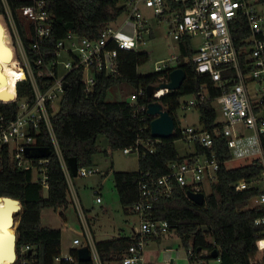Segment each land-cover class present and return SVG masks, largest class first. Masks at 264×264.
<instances>
[{
  "label": "built area",
  "instance_id": "built-area-1",
  "mask_svg": "<svg viewBox=\"0 0 264 264\" xmlns=\"http://www.w3.org/2000/svg\"><path fill=\"white\" fill-rule=\"evenodd\" d=\"M2 1L12 31L14 67L24 74V79H19L17 83L28 81L33 99L18 100L15 91L12 101L18 103L15 118L7 120L4 115H0V160L6 154L19 169L32 171L33 179L47 189L49 157L38 159L26 155L27 148L41 147L39 140L45 131L61 161L74 205L78 204L79 195L74 189L70 168L62 156L52 118L60 109L67 90L64 89V83H68L67 78L71 73L80 72L86 91L90 92L97 83L98 74H119L121 51L138 52L143 35L152 33L147 19L142 16L141 4L152 12L157 22L167 24V33L176 42L178 51L172 60H179L182 42H189L194 55L187 57L185 62H191L196 74L211 82L209 89L201 86L197 95L191 94L189 100L180 101L179 110H198L201 105L209 102L213 107L214 104L219 105L223 117L222 120L218 119L214 107L217 115L212 128L203 124L201 116L200 128L182 127L178 119L174 133L180 131V139L193 151L187 154L188 157L183 162H170L166 174L141 182L140 197L129 208L130 214L137 218L138 225L133 227L129 245L120 258L109 263L102 260L95 234L81 206L78 208L82 233L73 239L74 247H87L94 264H156L146 259V244L169 238L175 231H171L167 221L153 219L155 202L169 197L174 185L186 188V192H203L206 197V185L211 187L217 180L221 165L234 159L257 158L262 162L263 169L259 179L250 182L241 180L235 184V189L259 190L251 199L250 206L261 213L255 223L264 225V0H126L123 3V14L126 15V23L131 24L132 38H123L121 33L124 26L115 27L114 21L103 28L98 37L69 33L54 45L47 41L53 15L45 8V0H28L27 4L18 6L15 10L7 0ZM245 28L246 33H242ZM234 31H237L238 38L234 36ZM197 40L198 47L194 45ZM64 56L66 59H62ZM167 68V64L164 68L158 65L156 72ZM168 81L169 79H163L160 83ZM250 88H254L253 94ZM160 91H164L163 94ZM168 93V89H161L154 93L153 99L160 100ZM144 94L142 87L137 89L130 102L137 104ZM57 102L58 110L55 108ZM142 108L146 109L147 106ZM138 110L137 108L136 111ZM219 135L225 137L231 154L230 160H220L214 151L215 139ZM141 145L147 147L139 140L122 151L124 154L140 155ZM197 146L211 151L198 153ZM147 149L154 151L152 147ZM95 173L97 169L83 167L78 168L77 176L87 177ZM260 182L263 186L258 184ZM95 194L96 202H101L99 191L96 190ZM178 238L180 239L179 235ZM255 245V251L248 256L247 264H264V231L258 235ZM28 250L30 247L26 246L22 248V253ZM168 250L174 252L173 246H169ZM193 255L191 249L186 250L188 264L211 262L206 259L212 255L209 250L199 251L198 257L190 263ZM216 259L221 264V260ZM62 260L73 264L81 262L78 257L74 259L69 253L67 256L57 257L54 264H60ZM173 262L172 258L162 264H174Z\"/></svg>",
  "mask_w": 264,
  "mask_h": 264
},
{
  "label": "trees",
  "instance_id": "trees-1",
  "mask_svg": "<svg viewBox=\"0 0 264 264\" xmlns=\"http://www.w3.org/2000/svg\"><path fill=\"white\" fill-rule=\"evenodd\" d=\"M124 1L126 0H45V8L53 15L47 41L54 45L69 33L98 37L103 28L125 12ZM7 2L15 10L29 1ZM0 22L5 27L6 35H10L13 40L2 0ZM244 32L246 33V28L242 31ZM234 36L238 38L237 31H234ZM7 41L10 45V39ZM193 55L194 50L189 42H182L177 67L184 69L186 80L178 91L170 92L158 100L173 115L176 127L180 98L185 95H197L201 86L206 89L211 86L208 78L196 74L191 62H185L187 57L191 58ZM148 59L146 52L121 51L119 74H98L97 83L90 92L86 91L81 73H71L67 78L68 87L61 100L60 109L52 118L59 147L67 165L68 160L75 157L78 168L92 167L94 156L101 152L98 144L100 135L106 137L111 151L123 150L135 145L139 140L147 145H141L138 171H112L120 204L127 214L130 213L131 205L140 197L141 182L166 174L170 162H183L188 157L180 156L175 146V141L180 139V131L177 130L170 138L158 141L151 135L150 125L153 117L142 108L150 102L146 89L149 85L169 79L170 71L174 68L148 75L138 74V67ZM15 70L18 72L16 68ZM122 82L129 84L135 91L141 87L145 90L144 96L138 99L137 104L126 100H105L107 91ZM17 96L18 100L33 99L28 81L17 83ZM10 97L13 95L5 87L0 88V99ZM17 111V102L0 103V115H4L7 120L15 118ZM198 111L203 124L212 128L217 115L214 107L207 102L201 105ZM39 145L52 150L47 167V189L33 179L32 171L19 169L6 154L0 160V197L9 196L19 199L22 203L16 228L17 260L13 264H54L55 259L62 255V230L43 226L41 215L45 208H67L70 205L67 177L45 131ZM262 146L264 152V134ZM151 147L154 148L153 152L147 149ZM197 149L198 153L211 151L199 146ZM214 151L220 160L231 159L223 135L216 136ZM262 169V162L257 158L237 168H228L226 164H222L217 173V180L211 184L210 193L206 194L203 205L191 201L186 196V188L174 185L169 197L155 202L152 217L155 220L167 221L171 231L179 235L183 248L193 251L190 263L195 261L201 250H218L221 264H247L248 256L255 251L258 235L264 231V225L255 223L261 213L250 206L251 199L259 190L248 188L238 191L235 184L241 180L250 182L259 179ZM72 177L74 179V176ZM4 203V199L0 198V204ZM60 215L66 218L62 212ZM129 242V237L121 236L97 242L96 245L102 260L109 263L120 258ZM26 246H29L30 250L23 254L22 248ZM70 254L77 259V248H72ZM206 259L212 260L211 256ZM60 264L73 263L62 260ZM80 264L94 263L87 261Z\"/></svg>",
  "mask_w": 264,
  "mask_h": 264
},
{
  "label": "rangeland",
  "instance_id": "rangeland-1",
  "mask_svg": "<svg viewBox=\"0 0 264 264\" xmlns=\"http://www.w3.org/2000/svg\"><path fill=\"white\" fill-rule=\"evenodd\" d=\"M140 10L143 18L147 19L148 27L151 29L152 33L144 34L138 46V51L146 52L149 55L148 61L138 67V74H153L157 71L156 67L158 65L164 68L167 64L170 69L176 68L178 63L175 59L172 60V58L178 51L176 49V42L167 33V24L164 22H157L152 16V12L143 4L140 5ZM125 19V14L120 15L114 25L115 27L123 25L124 27L121 34L123 38L130 39L132 38L130 31L131 24H129V22L126 23ZM7 39H10V46H12L13 41L10 35L7 36ZM194 45L198 47L199 40L195 41ZM62 59H66V56ZM7 77L8 76L0 73V88L9 84V78ZM253 90L254 88H250L252 94ZM134 92L135 90L129 84L125 82L118 83L107 91L105 100L111 102L123 100L131 101ZM190 98V95H185L180 98V101L189 100ZM214 107L217 110L218 119L222 120L223 117L220 113L219 105L214 104ZM55 108L56 110L59 109V102L56 103ZM176 114L177 118L181 121L182 127H201L200 113L198 110L193 109L182 112L178 109ZM98 144L101 152L96 154L93 158V168L97 169V173L87 177L76 176L73 179L74 189L79 195L78 204L74 205L73 200L69 197L70 205L67 208H45L42 211V225L50 228H60L62 230V254L66 256L69 254V246L73 245V239L82 233V222L80 221V209L78 206H81V208L85 210L89 226L95 234L97 242L110 240L114 237H130L133 227L138 225L137 218L130 213H125L120 204L118 192L113 181L112 171H138L139 156L137 153L124 154L122 150L111 151L104 135L98 137ZM175 146L180 156H186L193 151L189 149L186 143L181 139L175 141ZM250 160V158L234 159L229 161L226 166L228 168H237L248 163ZM258 184L263 186L262 182ZM96 190L100 193L102 198L101 202H96ZM205 193L207 195L210 193L209 185H206ZM44 194L46 195V190ZM61 212L66 217L65 219L60 215ZM18 224L19 221L17 219V226ZM171 234L172 236L170 235L169 238L164 239L160 244L158 242L147 243L145 249L146 255H155V253L160 252L159 250L161 249V262L164 263L173 258L174 264H188L186 249L183 248L177 233L172 232ZM167 245H172L174 250V252H172V257L169 254V260H167V253H169V250L166 248ZM72 248L74 247L72 246ZM210 264H219V260L212 259Z\"/></svg>",
  "mask_w": 264,
  "mask_h": 264
},
{
  "label": "water",
  "instance_id": "water-1",
  "mask_svg": "<svg viewBox=\"0 0 264 264\" xmlns=\"http://www.w3.org/2000/svg\"><path fill=\"white\" fill-rule=\"evenodd\" d=\"M7 35L5 27L0 22V54L5 60L13 61L14 50L7 44ZM186 80V73L183 68L176 67L170 71L169 81L162 82L159 85H149L146 89L147 98L150 102L147 104V114L153 117L151 121V135L155 139H166L174 135L175 119L170 112L164 108L158 100H153L155 92L161 89H168L169 92L178 91ZM68 83H64V89L66 90ZM17 91V86H16ZM15 97V96H14ZM14 99V98H13ZM9 100L7 102H12ZM52 154V150L49 147H30L26 149V155L29 158H48ZM70 171L74 177L78 175V162L75 157L68 160ZM187 197L195 204L203 205L205 203V194L203 192H192L187 190ZM5 201V207L0 205V212L2 209L6 213L0 214V263L1 264H13L17 260V215L22 210V203L19 199H15L9 196L0 197ZM13 206V208H12ZM9 227H14L15 233H9ZM78 258L81 262L91 261V255L87 247H81L77 249ZM218 250L212 252L211 257L213 259L218 258Z\"/></svg>",
  "mask_w": 264,
  "mask_h": 264
},
{
  "label": "bare ground",
  "instance_id": "bare-ground-1",
  "mask_svg": "<svg viewBox=\"0 0 264 264\" xmlns=\"http://www.w3.org/2000/svg\"><path fill=\"white\" fill-rule=\"evenodd\" d=\"M6 40H8L6 38ZM8 44V41H7ZM9 45V44H8ZM12 66V68H11ZM0 73L8 76L7 78H9L8 83L6 84L4 87L9 91V93H11L13 95V97L10 98H3L0 99V101H9L12 100L15 96V91H16V86H17V81L19 79H24V74L23 73H18L16 72L14 66H13V61H8L5 60L2 55L0 54ZM16 78V79H15ZM164 91H160V94H163ZM2 207H5V203L4 204H0ZM13 208V206H12ZM3 213H6V215L4 217L7 216V210L5 211L4 209L1 210L0 214L2 215ZM2 228L0 227V232H2ZM9 233L14 234L15 233V229L14 227H9ZM1 264V263H0Z\"/></svg>",
  "mask_w": 264,
  "mask_h": 264
},
{
  "label": "crops",
  "instance_id": "crops-1",
  "mask_svg": "<svg viewBox=\"0 0 264 264\" xmlns=\"http://www.w3.org/2000/svg\"><path fill=\"white\" fill-rule=\"evenodd\" d=\"M94 162V161H93ZM93 166H94V164H93ZM92 166V167H93ZM41 222H42V220H41ZM44 226V225H43ZM46 227V226H45ZM114 238H117V237H114ZM113 239V238H112ZM165 239H167V238H165ZM164 240V239H163ZM163 240H160V241H158V243L160 244ZM149 244V243H148ZM73 246V245H72ZM72 246L70 245L69 246V253H70V250L72 249ZM169 246H172V245H167L166 247H167V250H168V248H169ZM74 247V246H73ZM74 248H76V247H74ZM160 252H161V249L159 250ZM160 252H156L155 253V255H146V253H145V255H146V259L148 260V261H150V262H153V263H156V264H162L163 262H161V258H160ZM172 252V251H171ZM170 251H169V253H167V260H169L168 258H169V254H170V256L171 255H173L172 253H171ZM63 255V254H62ZM172 257V256H171ZM174 263V262H173Z\"/></svg>",
  "mask_w": 264,
  "mask_h": 264
}]
</instances>
